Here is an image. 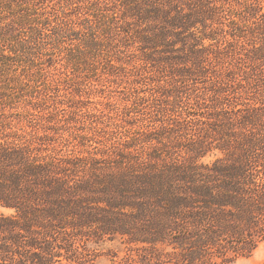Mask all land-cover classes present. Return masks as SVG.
I'll list each match as a JSON object with an SVG mask.
<instances>
[{
	"label": "trees",
	"instance_id": "16d2710c",
	"mask_svg": "<svg viewBox=\"0 0 264 264\" xmlns=\"http://www.w3.org/2000/svg\"><path fill=\"white\" fill-rule=\"evenodd\" d=\"M263 244L264 0H0V264Z\"/></svg>",
	"mask_w": 264,
	"mask_h": 264
},
{
	"label": "rangeland",
	"instance_id": "374dc122",
	"mask_svg": "<svg viewBox=\"0 0 264 264\" xmlns=\"http://www.w3.org/2000/svg\"><path fill=\"white\" fill-rule=\"evenodd\" d=\"M205 161L207 162V158H205ZM120 247L121 245L118 242H114V243L108 242L104 246L105 249L108 248L118 249ZM98 264H112V261L107 255H104L103 257L100 258ZM233 264H264V244L250 258L241 259Z\"/></svg>",
	"mask_w": 264,
	"mask_h": 264
}]
</instances>
